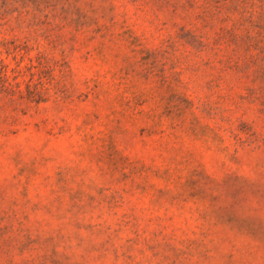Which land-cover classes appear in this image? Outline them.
I'll return each mask as SVG.
<instances>
[{
	"label": "rangeland",
	"instance_id": "rangeland-1",
	"mask_svg": "<svg viewBox=\"0 0 264 264\" xmlns=\"http://www.w3.org/2000/svg\"><path fill=\"white\" fill-rule=\"evenodd\" d=\"M0 264H264V0H0Z\"/></svg>",
	"mask_w": 264,
	"mask_h": 264
}]
</instances>
